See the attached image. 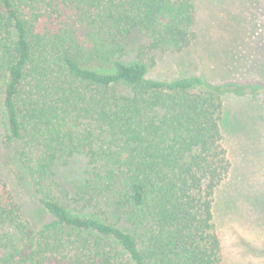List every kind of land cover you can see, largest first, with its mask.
<instances>
[{"label":"trees","instance_id":"trees-1","mask_svg":"<svg viewBox=\"0 0 264 264\" xmlns=\"http://www.w3.org/2000/svg\"><path fill=\"white\" fill-rule=\"evenodd\" d=\"M198 38L194 0H0L4 144L47 215L33 226L0 176V264H222L235 90L148 77ZM78 156L70 196L57 176Z\"/></svg>","mask_w":264,"mask_h":264},{"label":"rangeland","instance_id":"rangeland-1","mask_svg":"<svg viewBox=\"0 0 264 264\" xmlns=\"http://www.w3.org/2000/svg\"><path fill=\"white\" fill-rule=\"evenodd\" d=\"M194 2L199 38L182 54L156 56L148 77L171 81L198 76L209 87L222 82L233 85L235 92L223 96L221 122L231 167L216 190L214 222L222 264H264V0ZM4 138L0 119V176L37 227L47 215L32 189L21 181L13 149L5 146ZM85 168L86 159L78 156L59 169L64 192L74 195Z\"/></svg>","mask_w":264,"mask_h":264}]
</instances>
